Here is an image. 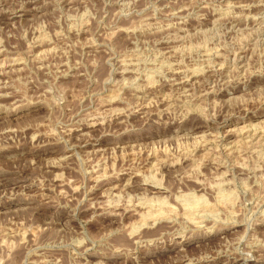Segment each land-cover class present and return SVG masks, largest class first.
<instances>
[{
    "label": "rangeland",
    "instance_id": "rangeland-1",
    "mask_svg": "<svg viewBox=\"0 0 264 264\" xmlns=\"http://www.w3.org/2000/svg\"><path fill=\"white\" fill-rule=\"evenodd\" d=\"M0 264H264V0H0Z\"/></svg>",
    "mask_w": 264,
    "mask_h": 264
},
{
    "label": "bare ground",
    "instance_id": "bare-ground-1",
    "mask_svg": "<svg viewBox=\"0 0 264 264\" xmlns=\"http://www.w3.org/2000/svg\"><path fill=\"white\" fill-rule=\"evenodd\" d=\"M210 30H211V29H210ZM252 135H253V134H252ZM196 198H197V197H196ZM186 200H187V199H186ZM199 201H201V200H199ZM191 205H192V204H191ZM154 206H155V205H154ZM186 207H187V206H186ZM192 207H193V206H192ZM202 208H203V207H202ZM151 209H152V208H151ZM194 209H197V208L194 207ZM160 210H161V209H160ZM197 210H198V209H197ZM194 211H195V210H194ZM157 212H158V211H157ZM196 212H197V211H196ZM210 213H211V212H210ZM154 215H155V214H154ZM143 218H144V217H143ZM156 218H157V217H155V216H153V215H151V214L145 216V220H147V221L150 220V219H151L152 221H153V220L155 221ZM158 220H159V219H158ZM203 220H204V219H203ZM235 223H236V222H235ZM142 224H144V223H142ZM145 224H146V223H145ZM140 225H141V224H140ZM181 235H182V234H181ZM189 258H190V257H189Z\"/></svg>",
    "mask_w": 264,
    "mask_h": 264
}]
</instances>
